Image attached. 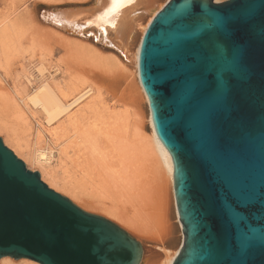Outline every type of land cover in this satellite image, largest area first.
<instances>
[{
    "label": "water",
    "instance_id": "obj_1",
    "mask_svg": "<svg viewBox=\"0 0 264 264\" xmlns=\"http://www.w3.org/2000/svg\"><path fill=\"white\" fill-rule=\"evenodd\" d=\"M51 6L38 17L123 56ZM139 80L173 167L172 264H264V0H168L139 47ZM161 253L159 249H150ZM143 247L40 180L0 138V258L139 264Z\"/></svg>",
    "mask_w": 264,
    "mask_h": 264
},
{
    "label": "bare ground",
    "instance_id": "obj_2",
    "mask_svg": "<svg viewBox=\"0 0 264 264\" xmlns=\"http://www.w3.org/2000/svg\"><path fill=\"white\" fill-rule=\"evenodd\" d=\"M11 1L13 9L0 19V66L7 65L11 61L23 42H29L32 48L37 45L34 29L37 26L48 27H40L44 29L45 35L52 32L61 40L70 39L62 29L49 26L37 16V4L34 0ZM94 4L95 6L89 8L71 7L61 12L68 15L73 24H88L89 28L86 31L96 33L102 30L106 40L122 53L123 56L116 53L110 55L116 67H125V70L121 67L124 73L116 75L114 71H111V75L107 76V72L101 70L99 73L93 69L91 70L92 80L86 81L81 78L80 73L72 74V71L82 66L76 69L72 66L73 68L66 73L67 78L62 83L42 80L26 93H21L19 89L10 91L0 82V131L5 133L6 139L12 142L16 149L25 152L28 160L31 159L40 164L43 173L49 175L51 184L60 186L74 196L76 194L73 189L77 188L78 182L88 181L99 191L104 192V195L120 197L125 193L128 197L130 192H135L133 176L138 169L140 156L145 154V156L157 158L161 164L157 165L162 169L156 172L152 179H148L150 182H146L147 187L142 188L139 202L146 207V211L139 213V224L135 228L142 232L146 241L162 242L170 238L172 234L169 216L172 194L170 190L172 189L173 192L172 161L168 151L155 134L148 99L139 80L140 43L135 51L131 50L126 43L134 31L137 35L142 33L144 15L151 14L160 3L159 0H94ZM22 5H25L26 9L23 12L17 11V8ZM76 40L83 42L81 39L76 38ZM72 64L75 66L73 62ZM128 65L135 67L132 71L134 76L131 71L128 72ZM87 71L85 70V74ZM143 104H147L149 111L152 130L149 137L139 133L142 129L139 123L142 122L140 110ZM26 110L34 118L42 115L46 121L44 123H55L51 128L43 125L46 128L45 132L51 140H57V143L63 139L66 141L64 146L58 149L61 155L60 164L61 158L66 157L69 164L72 163L71 167L74 165L77 167L78 174H73L71 167H67L66 163L62 172L55 169L57 167L50 166L54 151L37 145L43 142L42 134L40 130H32ZM24 135H33L34 143L31 144ZM134 163H136L135 166ZM134 207L137 209L136 205ZM138 237L142 238L139 235ZM179 245L174 253L170 249L156 246L163 252L162 255L142 246L143 253L139 264H172L180 250L181 244ZM6 258L8 256L0 258V262ZM3 264L13 263L3 262Z\"/></svg>",
    "mask_w": 264,
    "mask_h": 264
},
{
    "label": "rangeland",
    "instance_id": "obj_3",
    "mask_svg": "<svg viewBox=\"0 0 264 264\" xmlns=\"http://www.w3.org/2000/svg\"><path fill=\"white\" fill-rule=\"evenodd\" d=\"M91 1L92 0H83V1L82 0H55V1L34 0V2L37 4V16H38V11L44 7L86 5L89 4ZM167 1L168 0H159L160 3L159 7L155 8L151 14L144 15V19H143L144 22L142 21L143 24L141 26L143 29L142 33H140V35H137V32L134 31L131 37L126 42L127 45L130 46L129 48H131V50L135 51L138 48L139 43L141 42L142 36L144 34V31L148 25L149 19L158 10H160ZM219 1L221 0H218L217 2ZM12 9H13V5L11 0H0V19L4 14L9 13ZM25 9H26L25 5H22L19 8H17V11L23 12ZM40 27L48 28L42 26H37V28L36 27L34 28L37 35V45L35 47L32 48L29 42H23L24 45L22 44L21 47L15 52L14 56L11 58V61H9L7 65L0 66V82L3 83L0 84L3 85L4 87L6 85V88L9 89L10 91H12L13 89H19L21 93L29 92L35 85L39 84L42 80H47L51 82L56 81L58 83H62V81H64L67 78L66 73L69 70H71L73 67H75L76 69L82 66L80 67L81 69L80 68L78 70L76 69L72 71L73 73L72 72L71 73L72 74L80 73L79 75L81 76V78L86 81L92 80L93 69H95V72H99V73H101V70L102 72L105 73L107 72L106 73L107 76L111 75V71H114L116 75H119L120 73L121 74L124 73L123 69L125 70V67L120 66L118 68L114 65L112 56L110 55L111 53L114 52L111 49L105 50V48H100L99 46L94 45L91 41L87 39H83L72 35L69 36L67 35L68 37H70V39L65 40L66 41L65 42L64 40H61L56 34L52 32H48L49 35L48 34L45 35L46 33H43L44 29H41ZM76 38L78 40L80 39L83 40V42L77 41ZM62 41L64 42L62 43ZM98 48H100L99 49L100 51L98 50ZM72 62L75 64V66L72 64ZM76 64H78L79 66ZM96 66L97 68H99V70L96 68ZM127 67H129L128 68L129 73L130 71L131 72L134 71L135 67H133L132 65H128ZM88 68L89 69L91 68L90 71ZM120 69H122L123 72ZM85 70L86 71L88 70L87 71L88 73L86 72L85 74ZM132 74L134 76V72H132ZM87 77H89L90 79ZM140 112H141L140 120L142 122H140L139 124L141 125L142 129L140 130L139 133H142L144 136L149 137L152 130L149 122V111L147 104H143L142 110H140ZM26 114L30 119L32 130L35 131L40 130L42 134L43 142L37 145L48 149L51 148V150L54 151L53 157H51L50 160L51 161L50 166L53 168L57 167L55 169H57L59 172H62L61 170H63V168H65L66 165L67 167H71L72 163L69 164L70 162L69 160L66 159V157L61 158L62 161L61 164L59 161L61 155H59L58 149L62 148L66 143V141H64V139L62 141L58 140L59 142L57 143V140H53V139L51 140L50 136L45 132L46 128L49 127L51 128L52 126L55 125V123H51V124L44 123L46 121L42 115L37 116L38 118H36L35 116L36 118L35 119L34 117H32V114L28 110H26ZM132 117L133 119H135L134 116ZM26 137L31 141V144L34 143L35 139L33 138L34 137L33 135L25 136V138ZM0 138L2 139L3 144L8 149H10L18 159L24 162L27 169L31 171L37 170L40 175V180L43 183H45L50 189L68 198L71 202H73L81 209L93 214L100 215L114 222L115 224L123 228L125 231H127L131 236L139 240L144 248L156 249V246H162L164 248L170 249L172 253L178 250L180 246L179 244H181L182 242V233H181V226L178 220V215L176 212L172 189L170 190L172 194L170 198V214H169L170 223L172 226V234L170 238L165 239L162 242L146 241L145 238L142 236V232L138 231V229L135 228V226L139 224L138 223L140 216L139 213H143L146 211V207H143L139 202V198L142 196V191H143L142 188H144V186L147 187L146 182L147 181L150 182L149 180L155 176L156 172L162 169L159 166L161 164L157 158L153 156L151 157L145 156V154L140 156V160L138 161L139 163L137 164L139 165L137 166L138 169L135 172V175L133 176L135 192L134 193L130 192L128 194V197L127 195L125 196V193H123V195H121L120 197H114L112 195L109 196L107 194L104 195V192L99 191L98 188H96L92 183H88V181L84 182L85 184L82 181L78 182L79 184L81 183V185L83 184L84 186L82 185V187H79L81 185L78 184L77 188L73 189L74 193L76 194L74 196L73 193L63 190L62 188H60V186L55 185L53 183L51 184V180L49 181L50 179L49 175L43 173V169L40 166V164L35 161H32L31 159L28 160L25 152L23 150L16 149L13 143L6 139L5 133L3 131H0ZM71 153L72 152H70V154ZM63 163L64 165H62ZM135 165L136 163H134V166ZM76 169L77 167L74 165L73 167H71L70 170L71 172L73 171V174H78V171ZM94 188H96L97 190ZM100 193L102 194L100 195ZM134 205H136L137 209H135ZM141 206L142 208H140ZM138 235L142 238H139ZM160 252L162 255L163 252L162 251ZM29 260L30 259H26V258L14 259L8 257L6 259H3L0 262V264H3V262H11L13 264H34L33 262L35 261L33 260L29 261Z\"/></svg>",
    "mask_w": 264,
    "mask_h": 264
}]
</instances>
